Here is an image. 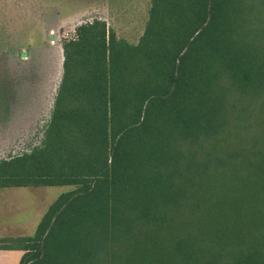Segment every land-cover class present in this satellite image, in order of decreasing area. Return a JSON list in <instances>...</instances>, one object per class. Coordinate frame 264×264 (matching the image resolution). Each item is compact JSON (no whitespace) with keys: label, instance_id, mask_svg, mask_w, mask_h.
<instances>
[{"label":"trees","instance_id":"16d2710c","mask_svg":"<svg viewBox=\"0 0 264 264\" xmlns=\"http://www.w3.org/2000/svg\"><path fill=\"white\" fill-rule=\"evenodd\" d=\"M39 145L0 190L70 186L18 264H264V0H149L137 43L76 27Z\"/></svg>","mask_w":264,"mask_h":264},{"label":"rangeland","instance_id":"374dc122","mask_svg":"<svg viewBox=\"0 0 264 264\" xmlns=\"http://www.w3.org/2000/svg\"><path fill=\"white\" fill-rule=\"evenodd\" d=\"M149 0H0V160L39 145L62 74L61 45L77 26L105 21L137 43ZM70 186L0 190V232L31 236ZM2 235V234H0ZM21 252L10 253L18 264Z\"/></svg>","mask_w":264,"mask_h":264},{"label":"crops","instance_id":"0c3cea01","mask_svg":"<svg viewBox=\"0 0 264 264\" xmlns=\"http://www.w3.org/2000/svg\"><path fill=\"white\" fill-rule=\"evenodd\" d=\"M0 238H10L7 235H5V230H2L0 232ZM14 252L13 250H0V264H14L13 263V259L12 258V262H11V258H10V253Z\"/></svg>","mask_w":264,"mask_h":264}]
</instances>
